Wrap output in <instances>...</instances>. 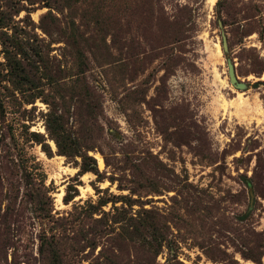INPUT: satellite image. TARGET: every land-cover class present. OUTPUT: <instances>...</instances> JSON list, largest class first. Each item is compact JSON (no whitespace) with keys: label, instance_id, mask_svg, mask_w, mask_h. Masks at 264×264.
I'll return each mask as SVG.
<instances>
[{"label":"rangeland","instance_id":"obj_1","mask_svg":"<svg viewBox=\"0 0 264 264\" xmlns=\"http://www.w3.org/2000/svg\"><path fill=\"white\" fill-rule=\"evenodd\" d=\"M3 5L0 264H52L54 235L63 264H264V0ZM5 46L29 82L12 83ZM52 108L100 178L60 153ZM112 195L125 206L76 207Z\"/></svg>","mask_w":264,"mask_h":264},{"label":"trees","instance_id":"obj_2","mask_svg":"<svg viewBox=\"0 0 264 264\" xmlns=\"http://www.w3.org/2000/svg\"><path fill=\"white\" fill-rule=\"evenodd\" d=\"M32 1V0H28ZM3 5V0H0V29H5L8 27V20L11 18V14L9 11H7ZM5 55L7 60V66H8V75L10 76V80L13 84H16V86H19L20 84H25L30 81V76L26 71L25 66L21 62V60L18 58V53L11 52L9 47L5 46ZM47 119V129L50 134V136L54 139L60 153L62 155H66L68 157H80L81 161L79 163V172L78 176H83L88 172H94L98 175V178L101 176L100 169L98 167L97 159L91 155L83 148L81 142L77 137L73 136V133L68 131L65 123L63 122L62 115L58 114L56 110L53 108L48 111L46 115ZM33 140H35L37 143L41 144L43 147V150L47 153L48 156L52 157V149L45 137L40 132H33ZM102 189L97 187L98 192H102ZM71 191H75L74 194H71ZM78 189L69 184L67 188V194L65 195L64 201L66 204H69L76 195H78ZM128 200V199H126ZM119 201H122L124 203V206L126 204L125 197H118L116 195H112L109 199L100 198L97 202L89 201L85 204H77L76 207H80L85 211L86 215L94 216L97 213H104L107 214V212L104 210V206L109 204L110 202L113 204V208H118L116 205ZM145 212H149L147 209H144ZM123 219H133L127 218L126 216L123 217ZM152 227L150 223H147L144 225L145 229H148ZM64 230V229H63ZM138 230V229H137ZM136 230V231H137ZM133 231V232H136ZM138 236V233H137ZM88 245L86 247H91L93 249H96L97 247V241L95 239L89 240ZM43 245L48 244L49 250H50V258L52 260V264H63L64 258L67 255L63 249L60 247V240L54 235L53 240H49L47 237L43 240ZM73 252L79 251L77 248L72 249ZM92 264V263H88Z\"/></svg>","mask_w":264,"mask_h":264},{"label":"water","instance_id":"obj_3","mask_svg":"<svg viewBox=\"0 0 264 264\" xmlns=\"http://www.w3.org/2000/svg\"><path fill=\"white\" fill-rule=\"evenodd\" d=\"M225 47L226 44H225ZM229 79H230V82L237 88L239 89H245L247 87V84L241 82L239 79H238V76L236 74V69H235V65L234 63H232L231 61H229Z\"/></svg>","mask_w":264,"mask_h":264},{"label":"bare ground","instance_id":"obj_4","mask_svg":"<svg viewBox=\"0 0 264 264\" xmlns=\"http://www.w3.org/2000/svg\"><path fill=\"white\" fill-rule=\"evenodd\" d=\"M59 195H60V197H62V193H60Z\"/></svg>","mask_w":264,"mask_h":264}]
</instances>
